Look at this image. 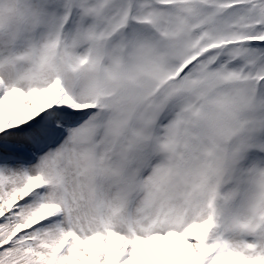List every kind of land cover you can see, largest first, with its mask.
Wrapping results in <instances>:
<instances>
[{"label":"snow or ice","instance_id":"snow-or-ice-1","mask_svg":"<svg viewBox=\"0 0 264 264\" xmlns=\"http://www.w3.org/2000/svg\"><path fill=\"white\" fill-rule=\"evenodd\" d=\"M0 264H264V0H0Z\"/></svg>","mask_w":264,"mask_h":264}]
</instances>
